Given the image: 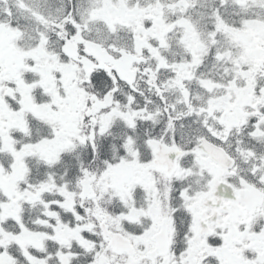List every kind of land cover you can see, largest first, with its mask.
<instances>
[{"label": "snow or ice", "instance_id": "6c2138e0", "mask_svg": "<svg viewBox=\"0 0 264 264\" xmlns=\"http://www.w3.org/2000/svg\"><path fill=\"white\" fill-rule=\"evenodd\" d=\"M0 264H264V0H0Z\"/></svg>", "mask_w": 264, "mask_h": 264}]
</instances>
